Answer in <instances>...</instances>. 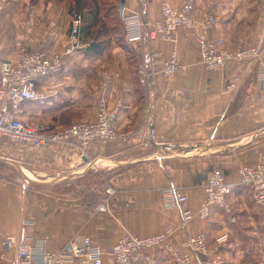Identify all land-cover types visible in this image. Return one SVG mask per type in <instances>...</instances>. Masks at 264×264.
Instances as JSON below:
<instances>
[{"label": "crops", "instance_id": "crops-1", "mask_svg": "<svg viewBox=\"0 0 264 264\" xmlns=\"http://www.w3.org/2000/svg\"><path fill=\"white\" fill-rule=\"evenodd\" d=\"M15 1L9 0L6 8L12 11ZM71 1L74 17L81 20L85 11L81 0ZM163 1L179 6L184 0H124L123 10H139L147 28L159 18ZM193 1L196 17L206 11L221 17L211 34L222 37L229 49L253 46L264 57L261 0ZM27 4L46 14L61 8L54 0ZM103 18L100 11L92 27L100 28L97 39L103 49L97 53L86 49L91 38L79 29L81 21L76 27L73 24L75 49L65 55L60 73L38 80L37 89L50 95L25 102L23 118L49 127L91 121L103 99L109 107H117L115 129L129 134L94 140L85 148L74 138L39 148L0 145V157L18 162L32 180L26 181L12 163L0 160L6 170L0 171V241L16 234L24 220L28 232L42 240L46 249L58 251L74 236L83 235L104 251L103 264H112L109 250L121 235H151L170 226L175 242L198 232L210 243L224 237L219 244L222 264H240L242 253L255 245L264 247V221L249 194L234 187L229 197L231 213L213 207L207 218H201L198 207L211 168L221 169L227 180L236 182L240 165L264 167V82L255 77L258 60L206 68L199 61L192 33L182 29L176 31L174 41L149 37L145 31L142 41L127 52L104 36ZM15 23L7 13L0 15V60L15 61L19 56V40L5 33L7 25ZM171 50L185 69L164 77L159 62ZM131 62L145 65V83L138 81ZM237 75L239 80L229 86ZM54 89L57 92L51 94ZM6 165L20 179L8 177ZM169 184L187 196L183 206L192 211V218L186 228L180 227L179 208L162 203V190ZM108 187L111 194H106ZM105 196L107 209L96 210ZM158 260L169 264L162 255Z\"/></svg>", "mask_w": 264, "mask_h": 264}, {"label": "built area", "instance_id": "built-area-1", "mask_svg": "<svg viewBox=\"0 0 264 264\" xmlns=\"http://www.w3.org/2000/svg\"><path fill=\"white\" fill-rule=\"evenodd\" d=\"M261 2L264 6V0ZM120 16L124 23V36L128 42H141L145 31L149 37L174 41L176 31L182 29L185 33H192L199 61L206 68L221 69L231 61H246L251 64L257 59L255 77L258 81L264 82V57L260 56L259 49L253 46L229 49L222 37L211 34L212 27L221 20V17L208 11L196 17L193 0H184L179 6L163 1L160 4L159 18L147 25V28L139 11L130 10V13H127L122 10ZM79 22L80 17L77 16L73 20L74 26L76 27ZM70 52V48L58 53L22 46L15 61L0 60V137L35 148L67 142L74 138L81 148H85L94 140L104 142L129 134L115 129L117 107H109L103 99L99 100L95 117L91 121L73 122L63 127H49L23 118L25 102L41 101L50 95L37 89L38 80L60 73L64 66V56ZM183 69L185 66L178 61L174 50L160 60L158 68L164 77H169ZM137 72L139 81L145 83L147 70L143 63L139 65ZM238 80L237 75L229 86H234ZM56 92L57 90L54 89L51 94ZM237 172L238 181L231 182L219 168H211L207 171L202 184L204 198L198 208V215L201 218L208 217L213 207L230 213L232 206L229 197L235 186H242L250 192L253 203L264 217V167L261 164H246ZM111 193L112 189L108 187L106 194ZM162 195V203L165 207L179 208L180 227L185 228L192 218L191 210L183 206L187 196L173 184L165 186ZM106 209L107 196L102 197L96 205L98 211ZM172 232V227L166 226L160 232L151 235L137 236L129 233L121 235L109 250L113 264H159V255L164 256L171 264L220 262L219 244L224 237L217 238L213 246L207 243L202 233L187 235L182 241L175 242L172 240ZM103 254L104 251L99 245L83 235L74 236L58 251H50L46 249L42 240L28 233L24 220L20 222L16 234L7 235L0 241V261L6 264H68L75 259L83 264H103ZM210 254L213 255L212 258H209ZM200 255L204 259L200 260L197 257Z\"/></svg>", "mask_w": 264, "mask_h": 264}, {"label": "rangeland", "instance_id": "rangeland-1", "mask_svg": "<svg viewBox=\"0 0 264 264\" xmlns=\"http://www.w3.org/2000/svg\"><path fill=\"white\" fill-rule=\"evenodd\" d=\"M8 1L9 0H0L1 5H2V10L0 11V15L7 13V15H9L12 19L16 21L13 27H10L9 25H7L8 28L5 29V33L7 31L8 35L7 33L6 35L9 38L11 39L17 38L19 40L17 48L20 49V47L22 46H25L31 49L42 48V49H46L51 52H58V53H63L67 48H70L71 51L75 49L76 42L74 41L73 38H71V33L73 29V19L75 18L73 12H75L76 8L72 1L70 2V0H54L55 3L61 4V8L56 9L57 11L53 9L52 12L48 14H46L43 10L41 12V11L36 10L35 8H32V6H29V7L26 6L27 3H31V4L35 3L36 0H16L14 4V9L12 11L6 8L8 5ZM98 2L100 4L101 14L106 13L107 15L103 18V20H101L103 25L106 26V29L104 30L105 33H103L104 36L108 37L109 40L112 41L111 45H114L118 47L119 49L122 48L127 52L130 51L131 48L133 47L132 44H137L138 42L136 43L128 42L124 36V23L121 19V16L118 15V10H117L118 0H98ZM22 3L25 5L21 6ZM81 3H82V0H81ZM62 4H65V6H62ZM261 5H262V2H261ZM130 10L139 11L137 9L136 10L129 9V10H126V12L130 13ZM49 36L50 37L52 36V38H50ZM54 40L55 42L53 43ZM131 63H132L133 68H135L134 72L136 73V78L139 81V74L137 70L141 62H137L135 64H133V62ZM113 76L117 77L115 75H111V77ZM78 121L80 120H76V122ZM81 121H86V120H81ZM15 143L16 142H12L5 137H0V145L3 148H6L7 145L15 144ZM246 164H252V163L242 164L238 167V169L241 166L246 165ZM253 164H260V163H253ZM6 167H8L9 169L6 173V174H9L7 175L8 177L20 179L19 175L13 169L12 166L6 165ZM4 169L5 168H2V166H0V171L2 172L6 171ZM237 175H238V172H237ZM241 188L244 189L251 198L250 192L242 186ZM251 201H252V198H251ZM254 206L260 212L261 217L264 221L262 212L255 204ZM199 233H202V232H198L196 234H199ZM29 234L31 235V233ZM206 241L209 245L214 246L217 240L210 243L208 242V239L206 238ZM219 250H220L221 260L219 263L217 262L215 264H222L224 262V254H223L221 247ZM200 257L201 259H204L203 256L200 255ZM212 257L213 255L210 254L209 258H212ZM81 263L79 262V264ZM0 264H6V263L0 261ZM169 264L171 263L169 262ZM240 264H264V247L262 245L261 246L255 245L254 247H251V250L247 252L245 251L244 253H242V261L240 262Z\"/></svg>", "mask_w": 264, "mask_h": 264}, {"label": "trees", "instance_id": "trees-1", "mask_svg": "<svg viewBox=\"0 0 264 264\" xmlns=\"http://www.w3.org/2000/svg\"><path fill=\"white\" fill-rule=\"evenodd\" d=\"M82 5L85 8V11L82 12L79 29L85 36H89L91 38L86 46V49L96 53L100 52L103 49L102 41L97 39V33L100 31V28L97 30L92 28L100 19V4L98 0H82ZM102 16L105 17L107 15L106 13H102Z\"/></svg>", "mask_w": 264, "mask_h": 264}, {"label": "water", "instance_id": "water-1", "mask_svg": "<svg viewBox=\"0 0 264 264\" xmlns=\"http://www.w3.org/2000/svg\"><path fill=\"white\" fill-rule=\"evenodd\" d=\"M123 6H124V0H119L118 5H117L119 15H121V13H122ZM0 160L9 161L10 163H12L15 166V168L17 169V171L19 172V174L21 175V177L23 179H25L26 181H32L28 176L25 175V173L22 171L20 165L15 160L2 158V157H0Z\"/></svg>", "mask_w": 264, "mask_h": 264}]
</instances>
